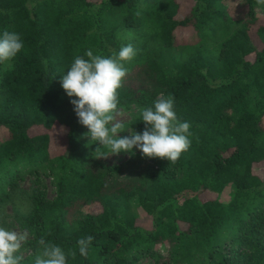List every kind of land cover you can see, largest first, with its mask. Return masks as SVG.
<instances>
[{
  "label": "trees",
  "instance_id": "obj_1",
  "mask_svg": "<svg viewBox=\"0 0 264 264\" xmlns=\"http://www.w3.org/2000/svg\"><path fill=\"white\" fill-rule=\"evenodd\" d=\"M225 1L0 0V35L16 32L24 42L13 67L0 71V203L17 187L21 171L13 169L22 162L47 164L57 189L53 200L41 190L32 196L22 264H34L42 236L76 251L69 264H264V5L245 0L246 21L232 30ZM222 23L214 45L163 61L181 29ZM128 44L137 54L127 63L142 67L123 81L118 108L152 107L171 94L193 135L175 164L140 153L145 168L118 186L112 179L127 166L92 163L88 129L60 80L75 56ZM85 236L94 237L87 258L76 245Z\"/></svg>",
  "mask_w": 264,
  "mask_h": 264
},
{
  "label": "clouds",
  "instance_id": "obj_2",
  "mask_svg": "<svg viewBox=\"0 0 264 264\" xmlns=\"http://www.w3.org/2000/svg\"><path fill=\"white\" fill-rule=\"evenodd\" d=\"M264 5V0H257ZM139 14V13H138ZM24 42L19 33L4 31L0 35V64L13 67V61L23 51ZM137 54L132 44L122 46L111 55L93 54L88 50L84 56L74 57L66 74L61 76L60 84L70 103L78 123L88 129L85 136L89 141L110 150L111 155L132 153L138 149L145 158L165 159L175 164L181 155L191 147V125L181 121L175 112L174 97L160 93L152 107L139 109L140 120L145 128L137 133L126 126L119 110L118 90L128 74L125 63L131 62ZM75 97V99H72ZM63 133L66 130L61 127ZM128 135L121 136L120 133ZM30 234L27 231L8 230L0 226V264H22V249L28 243ZM94 237L85 236L77 240L80 256L87 258ZM38 254L34 264H69L74 259L75 250H65L46 240L43 236L37 241Z\"/></svg>",
  "mask_w": 264,
  "mask_h": 264
},
{
  "label": "rangeland",
  "instance_id": "obj_3",
  "mask_svg": "<svg viewBox=\"0 0 264 264\" xmlns=\"http://www.w3.org/2000/svg\"><path fill=\"white\" fill-rule=\"evenodd\" d=\"M155 0H148V2H153ZM227 8L226 20L227 27L230 29H236L242 26L246 21V11L248 5L245 0H229L224 2ZM257 16L261 19L264 18V6L257 8ZM225 25L222 23L221 26L215 25V27L198 33L194 29H181L178 32L177 46L169 50H164L162 53V59L166 63H170V60L176 56H183L191 49L196 48L200 43L214 45L218 38L224 31ZM128 71L127 76L124 80H135L133 77L137 74L138 70L142 67L139 64H125ZM8 68L6 65L0 64V71ZM143 108L138 103H133L128 106L119 108L123 113L122 119L126 126L131 127L133 131L137 133H142L143 131L139 128L140 111ZM85 131L82 134V138L87 143L89 151L91 153V161L94 165L100 167H114V166H127V170L124 171L120 176L114 177L112 183L118 186H124L133 177H138L140 173L145 168V163L140 157V152L138 149H133L132 153H121L117 155H111L110 150L107 148L102 149L101 152H95L97 147H102L101 145L94 144L95 142L89 141L85 136ZM121 136L128 135L127 132L120 133ZM39 164V163H38ZM37 165V164H36ZM27 165L25 163H20L16 166L13 171H21V176L18 180V185L15 189L10 191V198L0 203V226L8 230L17 231H27L29 230L24 227L23 221L27 216L30 215L33 209L32 196L36 190H41L45 196L53 200L56 198L57 189L55 184V179L46 170L47 164ZM5 190H8V186H5ZM233 187L228 186L222 195L223 202H229L233 197ZM133 210L135 214L144 218L145 213L140 209L137 203L133 202ZM31 238V234H30ZM22 254L24 257L29 255L28 249L25 247L22 249Z\"/></svg>",
  "mask_w": 264,
  "mask_h": 264
}]
</instances>
